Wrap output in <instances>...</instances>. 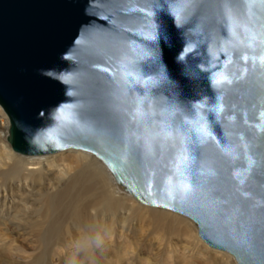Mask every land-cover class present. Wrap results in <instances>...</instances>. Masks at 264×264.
Returning a JSON list of instances; mask_svg holds the SVG:
<instances>
[{
	"label": "water",
	"instance_id": "water-1",
	"mask_svg": "<svg viewBox=\"0 0 264 264\" xmlns=\"http://www.w3.org/2000/svg\"><path fill=\"white\" fill-rule=\"evenodd\" d=\"M0 107L13 151L90 152L264 264V0H0Z\"/></svg>",
	"mask_w": 264,
	"mask_h": 264
},
{
	"label": "bare ground",
	"instance_id": "bare-ground-1",
	"mask_svg": "<svg viewBox=\"0 0 264 264\" xmlns=\"http://www.w3.org/2000/svg\"><path fill=\"white\" fill-rule=\"evenodd\" d=\"M1 110L3 109L1 108ZM1 110L0 115L5 118L6 114L4 111L1 113ZM2 124L3 120L0 118V125ZM6 142L0 140V227L11 224L14 230H20L25 216H28L31 210L29 195L37 178L40 182L38 184L43 182L45 185H42L40 189L43 191L46 212L39 214L45 218V221L43 218L40 220L43 219V223L47 224H45L44 233L51 234L50 232H52L56 235L55 238L60 237L58 233L67 234L68 238L64 239L63 243L65 247L74 245V242L81 238L86 231H100L104 234L106 244L104 257L109 256V249L112 250L110 251L113 253L112 256L108 257L111 264H168L175 258H180L181 261L188 264L192 261L195 250L198 255L206 254L204 249L199 251L201 245L196 247L195 237L194 240L192 239L193 241L188 237L183 241H181L182 239L175 242L169 241L166 244L165 257L162 260L159 259L160 261L151 260L148 255H140L144 242L138 239L132 240L133 236H131L133 233L132 221L137 218L138 211L143 210L146 213L154 214L157 218L169 216L175 222L182 224L187 231L193 233L196 232L197 225L195 227L187 219L188 217H183L184 215L179 216L147 209L142 206L145 204L138 200L139 203L136 205L125 206L124 202L127 203L129 199H127V194L120 192L121 189L124 191V188L115 181L105 164L98 157L95 156L97 159L93 157L94 154L91 156L90 152L69 148L62 150L63 153L59 151L51 154L24 155L13 151L7 138ZM72 150L77 151L73 152ZM67 152H73V154ZM22 155L26 157H22ZM6 180H9V184H6ZM14 180H17L18 184ZM63 181H66L64 186ZM14 192L19 193L17 197L14 196ZM128 194L131 195L129 192ZM131 196L135 198L133 195ZM71 216L73 222L67 223ZM42 221L39 225L42 224ZM72 232H76L75 235ZM1 237L4 240L8 238L4 234L0 235V239ZM161 238L156 236L154 239L159 242ZM206 245L210 247L208 244ZM61 253L67 257L73 255L66 249ZM230 255L226 256L224 253L216 252L211 259L218 261L219 264H232ZM90 258H94V256ZM205 261L209 262L207 259Z\"/></svg>",
	"mask_w": 264,
	"mask_h": 264
},
{
	"label": "rangeland",
	"instance_id": "rangeland-1",
	"mask_svg": "<svg viewBox=\"0 0 264 264\" xmlns=\"http://www.w3.org/2000/svg\"><path fill=\"white\" fill-rule=\"evenodd\" d=\"M2 112L3 110H1V113ZM0 118L3 120V124L0 125V140L3 142H6V133H7V128H8L9 123H8V119L6 115H5V118L2 115H0ZM72 151L76 152L77 150L75 151L72 150ZM63 152L64 151L60 153H63ZM73 152H67V153L73 154ZM91 156H93V154ZM22 157H26V156L22 155ZM93 157H95V155ZM14 181H16L17 183V180H14ZM5 182L6 184H9V180H6ZM35 183L36 184L33 186L32 190L30 191L31 193L29 195V198L31 200L29 202L31 205V210L29 211L28 216H25V221L22 223L20 230L18 231L14 230L11 224L7 225L6 226L7 228L2 227V226L0 227V235L4 234V236L8 237L7 240L5 239L6 241L3 239V237H1L0 239V264H73V260H74L73 255H70L67 257L61 253L62 251L66 249L68 250L69 253L73 254V245L65 247L63 244L64 239L67 240L68 235L67 234L63 235L62 233H58L60 237L55 238L56 235L52 232H50L51 234L44 233L45 232L44 229H46L47 224L43 223L42 220L44 219L45 221V218H43L39 214L42 212L43 213L46 212L44 210V208L46 209L45 207L46 205L43 202L44 200L43 191L40 189L42 185L43 186L45 185L43 184V182H41V184H38L40 182H38L37 178L35 179ZM62 183L64 186L66 184V181H63ZM120 192L122 194L123 193L127 194V199H129L127 203L124 202L125 206L130 207L132 204L136 205L137 203H139L135 198L129 195L128 192L126 193L125 190L123 191L121 189ZM18 194L19 193L14 192L15 197H17ZM142 206L147 207V209H150L153 211H162L163 213H171L173 215L183 216L181 214L174 213L172 211L161 209L158 207H151V206H146V205H142ZM138 214L140 217L138 216ZM87 216H88V212H87ZM40 218H43V219L40 220ZM187 219L196 227V224L191 219L189 218ZM41 221L43 225L42 224L39 225ZM68 222L69 223L73 222L72 216L67 220V223ZM132 227H133V233L131 234V236H133L132 240L138 239V240H143L144 242L142 244L143 247L141 248L142 251L140 250L141 252L140 255H143V256L148 255L150 256L151 260L156 259L158 261L159 259L162 260L165 257L164 252L166 250V244L169 241L175 242L180 239H182L181 241H183L184 239L186 240V238L188 237H189V240H192V239L194 240V237H195L194 242L195 244H197L196 247H200L201 245L200 250L198 248L197 250L203 251L204 249V252H206V254L198 255L197 251L195 250L193 252L194 256L192 257V261L188 264H219L218 261L211 259L213 258V255L216 254V252L219 254L224 253V255L226 256L230 255V253L228 252L216 250V249H212L211 247H208L198 237L197 228H196L195 233L189 232V230L187 231L185 228H183L184 226L182 224L175 222L169 216H165L163 218H157L156 216H154V214H151V213L149 214L148 212L146 213L143 210L138 211L137 218H135V220L132 221ZM75 233L76 232H72L73 235H75ZM156 236L162 237L161 241L159 242L156 241L154 239ZM1 240L3 241L1 242ZM158 246H160L159 247L160 249L158 248ZM110 251L112 250L109 249L108 255L112 256L113 253H111ZM230 256H231L232 264H237L234 257L232 255ZM108 257H104V256L95 257L94 256V258L89 257V259L83 258V257L82 258L78 257L75 259H76L77 264H111V261H108L109 259ZM206 259L209 260L210 263L205 261ZM169 262L170 263L168 264H186L185 262L181 261L180 258L178 259L175 258L174 260H170Z\"/></svg>",
	"mask_w": 264,
	"mask_h": 264
},
{
	"label": "clouds",
	"instance_id": "clouds-1",
	"mask_svg": "<svg viewBox=\"0 0 264 264\" xmlns=\"http://www.w3.org/2000/svg\"><path fill=\"white\" fill-rule=\"evenodd\" d=\"M27 139V137H26ZM30 148L34 147L31 140H28ZM106 253L104 234L100 231H86V233L74 242L73 245V264H77L78 257H103Z\"/></svg>",
	"mask_w": 264,
	"mask_h": 264
}]
</instances>
